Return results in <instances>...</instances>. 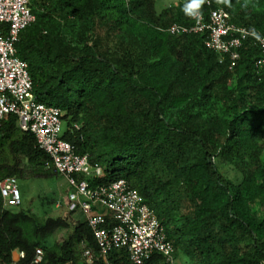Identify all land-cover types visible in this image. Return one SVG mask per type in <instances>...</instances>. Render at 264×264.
<instances>
[{
    "label": "trees",
    "instance_id": "trees-1",
    "mask_svg": "<svg viewBox=\"0 0 264 264\" xmlns=\"http://www.w3.org/2000/svg\"><path fill=\"white\" fill-rule=\"evenodd\" d=\"M29 0L34 21L16 55L35 100L61 110V139L101 168L91 183L124 179L142 196L182 264H264V69L244 40L231 60L205 34H172L222 7L231 21L264 36V0ZM48 155L17 118L0 120V179L42 178ZM53 173H52V172ZM55 174V173H54ZM0 196V264H104L90 228ZM57 233L59 239L49 244ZM35 248L42 260L33 263ZM114 264H130L113 251ZM141 264H164L152 253Z\"/></svg>",
    "mask_w": 264,
    "mask_h": 264
},
{
    "label": "built area",
    "instance_id": "built-area-1",
    "mask_svg": "<svg viewBox=\"0 0 264 264\" xmlns=\"http://www.w3.org/2000/svg\"><path fill=\"white\" fill-rule=\"evenodd\" d=\"M34 18L29 0H0V120L6 114L15 115L20 130L30 133L48 155L45 167L66 181V211H76L90 228L104 264H114L108 257L113 251H124L130 264H141L152 253L160 254L164 264H182L139 192L124 179L91 183L101 174L99 164L91 162L87 154L75 153L73 146L61 139V110L35 100L27 64L15 49L19 32ZM166 30L172 34H205V46L229 55L231 60L238 57L243 41L250 40L260 50L254 65L264 69V36L235 24L222 7L210 9L206 16L195 10L190 13L189 24L172 23ZM0 196L6 207L20 205L15 177L0 179ZM23 255L19 251L17 260ZM42 256L41 248H35L32 262H40ZM82 256L88 264L95 257L86 247Z\"/></svg>",
    "mask_w": 264,
    "mask_h": 264
},
{
    "label": "rangeland",
    "instance_id": "rangeland-1",
    "mask_svg": "<svg viewBox=\"0 0 264 264\" xmlns=\"http://www.w3.org/2000/svg\"><path fill=\"white\" fill-rule=\"evenodd\" d=\"M176 0H156L155 8L160 10L164 5L174 3ZM63 130V124H62ZM52 172V171H51ZM53 173V172H52ZM17 189L21 197L20 208H29L32 212L49 217H63L66 211V181L57 174H51L42 178H18L16 179ZM74 220H82L78 214ZM60 238L57 233L49 238V244ZM181 262L185 261L179 256Z\"/></svg>",
    "mask_w": 264,
    "mask_h": 264
},
{
    "label": "crops",
    "instance_id": "crops-1",
    "mask_svg": "<svg viewBox=\"0 0 264 264\" xmlns=\"http://www.w3.org/2000/svg\"><path fill=\"white\" fill-rule=\"evenodd\" d=\"M18 256H19V252L17 250H13L11 253L12 259L17 260Z\"/></svg>",
    "mask_w": 264,
    "mask_h": 264
},
{
    "label": "clouds",
    "instance_id": "clouds-1",
    "mask_svg": "<svg viewBox=\"0 0 264 264\" xmlns=\"http://www.w3.org/2000/svg\"><path fill=\"white\" fill-rule=\"evenodd\" d=\"M202 2V0H194V3L193 4H190L189 6H188V8H187V10L189 11V9L191 8V6L192 5H196V6H198V4L199 3H201ZM21 198V197H20ZM20 206V205H19ZM19 252V251H18Z\"/></svg>",
    "mask_w": 264,
    "mask_h": 264
}]
</instances>
